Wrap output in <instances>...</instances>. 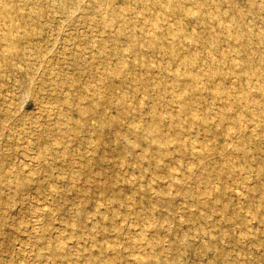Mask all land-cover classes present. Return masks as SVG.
Wrapping results in <instances>:
<instances>
[{
    "label": "rangeland",
    "instance_id": "obj_1",
    "mask_svg": "<svg viewBox=\"0 0 264 264\" xmlns=\"http://www.w3.org/2000/svg\"><path fill=\"white\" fill-rule=\"evenodd\" d=\"M0 264H264V0H0Z\"/></svg>",
    "mask_w": 264,
    "mask_h": 264
},
{
    "label": "bare ground",
    "instance_id": "obj_2",
    "mask_svg": "<svg viewBox=\"0 0 264 264\" xmlns=\"http://www.w3.org/2000/svg\"><path fill=\"white\" fill-rule=\"evenodd\" d=\"M9 41V40H8Z\"/></svg>",
    "mask_w": 264,
    "mask_h": 264
}]
</instances>
